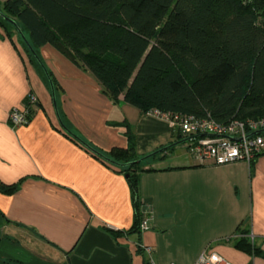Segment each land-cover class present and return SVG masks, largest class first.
Listing matches in <instances>:
<instances>
[{
	"label": "crops",
	"instance_id": "obj_1",
	"mask_svg": "<svg viewBox=\"0 0 264 264\" xmlns=\"http://www.w3.org/2000/svg\"><path fill=\"white\" fill-rule=\"evenodd\" d=\"M40 55L62 121L99 151L126 147V124L140 156L176 140L170 122L114 103L52 45ZM31 92V122L12 127L10 112L24 110ZM147 162L157 170L140 173L139 196L153 217L139 233L126 174L66 134L48 80L0 29V181L20 182L13 194L0 191V264H195L208 249L232 264H264V152L251 164L200 165L181 143ZM244 230L258 253L236 247Z\"/></svg>",
	"mask_w": 264,
	"mask_h": 264
},
{
	"label": "trees",
	"instance_id": "obj_2",
	"mask_svg": "<svg viewBox=\"0 0 264 264\" xmlns=\"http://www.w3.org/2000/svg\"><path fill=\"white\" fill-rule=\"evenodd\" d=\"M0 11L18 22L34 52L15 26L1 17L0 28L14 43L16 36L21 37L28 59L46 79L35 53L42 60L40 49L49 44L90 71L114 103L123 100L142 114L158 109L224 124L264 115V0H5L0 1ZM62 123L77 142L79 135ZM126 128L128 145L102 152L119 163L145 157L137 153L130 125ZM176 132V140L165 150L130 166H117L91 151L130 175L132 230L139 233L143 219L139 175L157 170L143 164L164 159L185 143L179 129ZM19 186L20 182L0 181L5 194ZM248 232L242 231L236 247L258 253Z\"/></svg>",
	"mask_w": 264,
	"mask_h": 264
},
{
	"label": "built area",
	"instance_id": "obj_3",
	"mask_svg": "<svg viewBox=\"0 0 264 264\" xmlns=\"http://www.w3.org/2000/svg\"><path fill=\"white\" fill-rule=\"evenodd\" d=\"M39 101L35 93L28 94V104L24 110L13 109L9 115L12 127L28 125L31 122V106ZM149 115L170 122L187 139L189 155L200 165H226L238 161L251 164L264 152V115L259 118L234 119L227 124L212 118H199L195 115H180L151 110ZM232 138H241V141ZM142 231L149 229L153 211L150 204L142 202ZM253 240V236L249 235ZM139 246L143 247L142 244ZM147 248V247H145ZM148 251L151 250V248ZM174 264V263H172ZM195 264H232L215 251L205 250Z\"/></svg>",
	"mask_w": 264,
	"mask_h": 264
},
{
	"label": "water",
	"instance_id": "obj_4",
	"mask_svg": "<svg viewBox=\"0 0 264 264\" xmlns=\"http://www.w3.org/2000/svg\"><path fill=\"white\" fill-rule=\"evenodd\" d=\"M0 17L1 18H4L6 19L7 21H9L10 23H12L16 30L20 33V35L23 37V39L26 41L27 45L29 46V48L31 50H33L32 46L30 45L29 41L27 40L26 38V35L22 29V27L18 24L17 21H15L14 19L6 16L2 11H0ZM34 52V50H33ZM36 55V58L38 60V62L40 63V65L42 66V68L44 69V72L46 74V77L49 81V84H50V88H51V92H52V98H53V103H54V107H55V110H56V113L58 115V118H59V121H60V124L64 127L63 123H62V120L60 118V114H59V109H58V103H57V94H56V88H55V85H54V82L52 80V77L48 71V69L46 68L45 64L42 62V60L38 57V55L35 53ZM76 139H78V141L80 143H82L87 149H89L90 151H92L93 153H96L97 155L101 156L102 158L108 160L109 162L117 165V166H130V165H134V164H137V163H141L142 161L146 160L147 158L151 157L152 155H155L163 150H165L166 148H162V149H159L149 155H146L145 157L139 159V160H136V161H130L128 163H119L113 159H111L110 157H108L107 155L103 154L101 151L97 150L96 148H94L90 143L86 142L84 139H82L81 137L79 136H75ZM234 140H238V141H241L242 139L241 138H232ZM130 175L127 174L126 175V178L129 179Z\"/></svg>",
	"mask_w": 264,
	"mask_h": 264
},
{
	"label": "rangeland",
	"instance_id": "obj_5",
	"mask_svg": "<svg viewBox=\"0 0 264 264\" xmlns=\"http://www.w3.org/2000/svg\"><path fill=\"white\" fill-rule=\"evenodd\" d=\"M1 29V28H0ZM17 35V34H16ZM16 39H17V42H18V44H19V46H20V48H22L23 49V46H22V44H21V37L18 35V36H16ZM33 64V63H32ZM33 66L36 68V69H38L34 64H33ZM39 70V69H38ZM40 71V70H39ZM41 72V71H40ZM42 73V72H41ZM179 149H182L183 151H185L186 150V147L185 146H182L181 148H179ZM149 165H151V164H147V163H144L143 164V166L144 167H148ZM142 202V201H141ZM140 230H141V228H140ZM141 232H142V230H141Z\"/></svg>",
	"mask_w": 264,
	"mask_h": 264
}]
</instances>
